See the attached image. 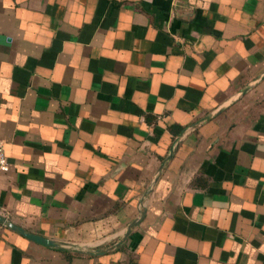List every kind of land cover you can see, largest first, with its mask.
Masks as SVG:
<instances>
[{
  "label": "crops",
  "instance_id": "1",
  "mask_svg": "<svg viewBox=\"0 0 264 264\" xmlns=\"http://www.w3.org/2000/svg\"><path fill=\"white\" fill-rule=\"evenodd\" d=\"M0 141V264H264V0H0Z\"/></svg>",
  "mask_w": 264,
  "mask_h": 264
},
{
  "label": "water",
  "instance_id": "2",
  "mask_svg": "<svg viewBox=\"0 0 264 264\" xmlns=\"http://www.w3.org/2000/svg\"><path fill=\"white\" fill-rule=\"evenodd\" d=\"M170 152H172V150ZM3 220L4 219L0 216V222H2ZM8 224H9V226L11 228H13L14 230L18 231L21 234H24L27 238L31 239L32 241H34L36 243H39V244H42V245H46V246H51L52 245V246L58 247V248H63V247L67 246L66 243L58 242V241H55L54 239H48V238L43 237L41 235L34 234V233H31V232H27L25 230V228L22 227V226L20 227L18 225L12 224V223H8Z\"/></svg>",
  "mask_w": 264,
  "mask_h": 264
},
{
  "label": "built area",
  "instance_id": "3",
  "mask_svg": "<svg viewBox=\"0 0 264 264\" xmlns=\"http://www.w3.org/2000/svg\"><path fill=\"white\" fill-rule=\"evenodd\" d=\"M5 147L4 144L0 141V172H8L10 170V165H8L6 156H5Z\"/></svg>",
  "mask_w": 264,
  "mask_h": 264
}]
</instances>
